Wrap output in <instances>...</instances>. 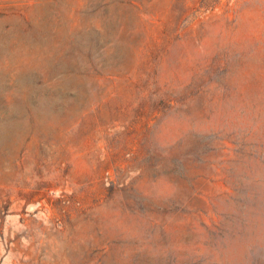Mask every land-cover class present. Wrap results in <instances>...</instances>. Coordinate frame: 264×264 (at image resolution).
Instances as JSON below:
<instances>
[{"label": "rangeland", "instance_id": "374dc122", "mask_svg": "<svg viewBox=\"0 0 264 264\" xmlns=\"http://www.w3.org/2000/svg\"><path fill=\"white\" fill-rule=\"evenodd\" d=\"M0 264H264V0H0Z\"/></svg>", "mask_w": 264, "mask_h": 264}]
</instances>
